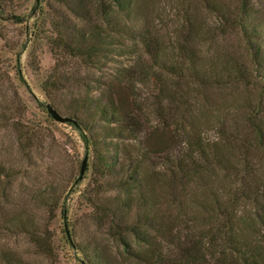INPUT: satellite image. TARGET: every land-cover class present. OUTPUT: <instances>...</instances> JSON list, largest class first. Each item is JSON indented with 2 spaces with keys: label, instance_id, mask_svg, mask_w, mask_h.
<instances>
[{
  "label": "rangeland",
  "instance_id": "374dc122",
  "mask_svg": "<svg viewBox=\"0 0 264 264\" xmlns=\"http://www.w3.org/2000/svg\"><path fill=\"white\" fill-rule=\"evenodd\" d=\"M217 1L236 4V0ZM249 4L264 50V0H249ZM190 22L204 38L216 18L200 0H131L125 11H113L111 0H0V254L9 253L31 264H101L97 256L115 264H142L122 255V245L109 234L107 225L98 223L92 207L94 202L104 205L117 193L115 179L125 174L119 163L107 172L102 167L104 156L117 155L124 164L126 155L133 158L138 151L127 139L91 145L90 140L101 141L108 124L96 119L92 107L80 108L81 99L118 97L124 109L142 120L145 131L155 129L151 148L161 147L157 144L169 132L160 126L154 110H164L166 104L158 102L155 83L136 80L140 75L129 74L128 82L126 77L134 65L151 62L140 35L147 36L149 44L163 47V57L169 58ZM92 27L100 28L113 44L105 55L85 61L74 56L70 47L78 29L90 31ZM210 45L200 39L202 56L216 48L222 54L218 59L224 54L249 58L236 29L216 36ZM246 94L243 86L231 84L206 89L197 95V102L210 118L219 106ZM206 98L213 103L206 106ZM46 104L61 116L75 119L78 126L55 121ZM201 119L198 126L203 129ZM205 131L215 137L213 130ZM83 157L85 168L79 178ZM147 167L143 170L153 193L152 209L171 240L186 241L193 212L185 208L186 214L178 216V208L169 202L171 196L165 187L153 183L154 172ZM215 178L210 174V189L226 186V179ZM184 193L188 206L194 194L200 195L194 189ZM208 194L205 187L203 195ZM136 212L133 204L124 219L133 220ZM196 213L195 217L200 215L197 209ZM126 237L134 247L132 237ZM220 257L225 264H233L235 255L227 252ZM214 263L210 259L206 264ZM0 264H6L1 257Z\"/></svg>",
  "mask_w": 264,
  "mask_h": 264
},
{
  "label": "trees",
  "instance_id": "16d2710c",
  "mask_svg": "<svg viewBox=\"0 0 264 264\" xmlns=\"http://www.w3.org/2000/svg\"><path fill=\"white\" fill-rule=\"evenodd\" d=\"M200 1L216 18V23L206 28V37L201 38L190 22L187 32L171 48L169 58H164L163 47L149 44L147 36L140 35L151 62L136 64L126 73L127 82L131 74L140 75L138 81L155 83L158 102L166 104L164 110H154L160 126L169 132L166 140L157 144L161 147L151 148L155 129L145 131L142 120L124 109L118 97L80 98V108L92 107L96 119L108 124L101 141L90 140L91 145L97 147L113 138L127 139L138 151L133 158L126 155L124 164L117 155L104 156L102 167L107 172L114 171L119 163L125 174L115 179L113 188L117 193L104 205L94 202L92 207L98 223L107 225L109 234L122 245V255L135 263L206 264L211 259L214 264H225L220 256L228 252L235 255L233 264H264V50L258 23L249 0H236L230 6L217 0ZM111 3L113 11H125L131 0ZM78 9L85 10L82 4ZM231 29L239 32L248 59L227 54L218 59L222 54L216 48L207 57L201 55L200 39L210 45L216 36ZM77 31L78 38H73L70 47L74 56L90 61L111 49L113 42L107 41L108 36L100 28ZM231 84H240L247 94L231 99L219 106L213 117H207L197 95ZM203 102L206 106L213 103L209 98ZM199 117L203 129L198 126ZM70 122L78 126L75 119ZM205 129L213 130L215 137L208 136ZM146 166L154 172L153 183L165 187L171 196L169 202L178 208V216L180 212L186 214L185 208L193 212L186 241L178 237L171 240L161 217L152 209L153 193L147 188L150 183L143 170ZM210 174L218 176L215 180L226 179V186L210 189ZM205 187L209 197L203 195ZM188 189L200 193L193 195L191 206L184 199ZM133 204L137 212L133 220L127 221L124 214ZM196 209L200 211L197 217ZM199 221L204 228H200ZM127 235L132 237L134 247ZM0 257L6 264H31L9 253ZM97 257L101 264H115L105 256Z\"/></svg>",
  "mask_w": 264,
  "mask_h": 264
},
{
  "label": "water",
  "instance_id": "95a60500",
  "mask_svg": "<svg viewBox=\"0 0 264 264\" xmlns=\"http://www.w3.org/2000/svg\"><path fill=\"white\" fill-rule=\"evenodd\" d=\"M46 110L48 112V114L55 120L58 122H64V121H70L71 118L67 117V116H61L58 111H56L52 106H50L49 104H46ZM85 161H86V157H83L81 160V164L79 167V178L81 177L84 168H85Z\"/></svg>",
  "mask_w": 264,
  "mask_h": 264
}]
</instances>
